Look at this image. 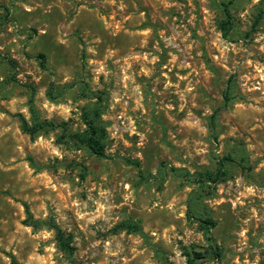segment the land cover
<instances>
[{"label":"rangeland","instance_id":"374dc122","mask_svg":"<svg viewBox=\"0 0 264 264\" xmlns=\"http://www.w3.org/2000/svg\"><path fill=\"white\" fill-rule=\"evenodd\" d=\"M92 93L107 157L73 138ZM195 217L221 249L197 264H264V0H0V264H188L209 247Z\"/></svg>","mask_w":264,"mask_h":264},{"label":"trees","instance_id":"16d2710c","mask_svg":"<svg viewBox=\"0 0 264 264\" xmlns=\"http://www.w3.org/2000/svg\"><path fill=\"white\" fill-rule=\"evenodd\" d=\"M218 25L224 37H228L233 31L234 24H233V18L229 4L226 3L224 4L223 18L219 20ZM39 58L42 59L40 62L42 65H44L43 62L44 55L41 54ZM48 95L51 98L55 96L52 85H50L49 87ZM86 96H88V94ZM91 96H95L98 99V103L94 107L83 110L82 120L83 123L86 125V129L81 133L74 134L73 138L77 142H79L80 145L87 147L97 157H107L106 146H105V139L107 138V129L101 119L103 114V109L101 107L103 98L98 93H92ZM230 99H231L230 92L228 91L225 92V100L228 101ZM31 111H34L32 106H31ZM18 119L20 121L21 129L24 132L30 134L31 136H35L42 131L47 132L57 127H61L63 131L67 130L65 122L56 123L55 121L52 120L40 121L39 119H35L32 123H30L26 119V117L21 113L18 114ZM64 136H65L64 133H62L58 137V140H63ZM229 161H234L232 155L223 156L222 158L219 159L218 166L215 170L203 171L199 175V178H201V181L203 182L217 183L219 180L224 179L228 175V168L226 166ZM130 162L139 166L138 161H130ZM23 205L27 213V218L25 219V223L35 228L42 224H48L56 232V240L60 249L68 253L70 256H72L74 253V247L71 245V236L66 235L65 232L62 230V228L59 225H57L54 221L44 222L38 219H34L29 204L27 202H24ZM195 219L198 220L201 226L205 229L206 237L207 240L209 241V247L204 251L193 250V254L188 252L187 253L188 264H197V262L200 260H202L201 262L203 263L204 262L203 260L206 259L207 257L214 255L219 257L221 255V249L219 245L215 243L211 233V228L216 226L217 222L212 217H205V218L195 217ZM119 228L133 230L135 232H140V233L142 232L139 222L136 223L124 222L119 225ZM8 254L11 259V264H20V262L17 261L16 257L13 254L11 253Z\"/></svg>","mask_w":264,"mask_h":264}]
</instances>
